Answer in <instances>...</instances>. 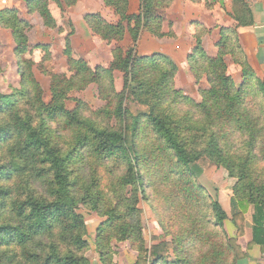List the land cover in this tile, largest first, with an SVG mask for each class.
Masks as SVG:
<instances>
[{
	"label": "trees",
	"instance_id": "1",
	"mask_svg": "<svg viewBox=\"0 0 264 264\" xmlns=\"http://www.w3.org/2000/svg\"><path fill=\"white\" fill-rule=\"evenodd\" d=\"M78 0H62L72 7ZM174 0H139L128 13V0H103L119 18L110 24L100 15L84 17L91 33L116 46L107 66L91 67L64 54L72 74H49L50 100L26 60L29 23L16 9H0V28L11 32L20 86L0 91V264H90L87 226L81 209L102 222L94 242L100 264H114L111 241L126 242L136 253L133 264H237L258 247L264 256V79H257L242 50L236 29L254 24L247 0H231L232 28H219L216 55L202 39L209 30L192 22L194 46L187 56L200 101L175 86L177 66L161 54L138 56L142 32L156 39L165 11ZM197 2L196 0H190ZM46 27L55 22L48 0H24ZM205 5L209 7L205 0ZM41 65L50 59L47 45ZM241 71L235 84L225 58ZM114 72L122 75V90ZM95 85L103 106L91 109L71 92ZM202 161L234 180L237 212L230 216L201 183ZM149 202L168 240L143 236L141 201ZM251 211L245 250L244 215ZM228 220L233 237L224 228Z\"/></svg>",
	"mask_w": 264,
	"mask_h": 264
},
{
	"label": "rangeland",
	"instance_id": "2",
	"mask_svg": "<svg viewBox=\"0 0 264 264\" xmlns=\"http://www.w3.org/2000/svg\"><path fill=\"white\" fill-rule=\"evenodd\" d=\"M6 1V2H5ZM79 1V0H78ZM77 1V3H78ZM101 1L102 9L100 12L96 13H87L82 18V24L85 28H87L84 17L90 14L100 15L105 21L110 24H116L119 18L115 15L114 10L110 7L104 5L103 0ZM11 3H20L21 10L18 11L19 17L21 19L26 20L29 23V28L26 30L25 35L27 37L28 42V51L25 54V59L33 62V74L36 81L40 84L41 89L43 91V98L46 102L50 100V77L49 74H64L67 77H70L72 74L68 71L67 68V58L64 54L66 49V38L71 39V37L75 33V26L71 19L72 15L76 14V11H73L77 3L72 7H66L62 0H48L47 6L48 10L55 22V26L53 28L46 27L43 24L41 17L37 13H28L26 4L24 0H13ZM11 3L7 2V0H0V9H12ZM193 3V2H192ZM195 3V2H194ZM207 7V5H205ZM209 8V7H208ZM128 10H129V0H128ZM23 13L24 16H27V19L22 18L20 13ZM130 11H128L129 13ZM232 13V10H231ZM131 14V13H129ZM169 20V19H168ZM171 23V21H167L165 17L164 25ZM172 24V23H171ZM193 28V26H192ZM207 28V27H206ZM219 28V27H218ZM88 29V28H87ZM208 29V28H207ZM89 30V29H88ZM209 30V29H208ZM90 31V30H89ZM164 33L168 32V28ZM173 32V28H172ZM174 33V32H173ZM194 33V28H193ZM9 37V43L5 37ZM90 36L92 38H96L90 41V46L87 48L81 41L76 45L75 49H72V56L77 59H83L86 61L88 65L91 67L95 66H104L107 67L112 61V50L116 46H120L122 48H126L129 45V38L127 37L122 43L116 44L111 43L107 44L104 41H101L97 37H95L91 31ZM150 36L152 39H156L152 37L147 32H142L137 50L139 49L140 44H142V39L144 37ZM170 41L169 45L161 46L160 49L164 51L169 50V48H174V45L177 44L176 36L174 33V37H165ZM81 40V37H79ZM97 40V42H96ZM127 40V42H125ZM174 41V42H173ZM104 45H100V43ZM142 42V43H140ZM40 45H47L50 51V59L41 65V59L43 58V52L38 48ZM71 45V43H70ZM104 46V47H101ZM194 46V39H193ZM192 46V47H193ZM172 48V49H173ZM14 44L11 37V32L8 30H4L0 28V91L3 94H10L12 88H18L20 86V78L17 74V64L15 57L13 55ZM103 50V57L100 58L99 54ZM161 54V53H156ZM109 55V56H108ZM138 56H151L143 53H138ZM154 55V54H152ZM164 55V54H161ZM166 56V55H164ZM107 57H110L111 60L109 62H105ZM167 57V56H166ZM169 58V57H168ZM228 73H230L232 77H234L235 84L239 85L242 80V76L240 72L234 69L232 65H234L231 61H228ZM102 64V65H100ZM176 65V64H175ZM235 66V65H234ZM189 70L187 68L183 69L178 76L175 78V86L177 89L182 90L187 96L193 98L195 101L199 102L200 97L198 95V90L201 88H207L206 82L204 79L200 82L199 85H196L194 79H192ZM240 75H238V74ZM240 76V77H239ZM114 81L115 87L118 92L122 90V75L119 72H114ZM74 100H80L87 104L91 109L97 110L103 106V102H101L97 97V90L95 85H90L85 91L82 92H71L69 95V99L66 102V108L72 109L75 106ZM201 167L203 168V175L200 180L201 183H206L207 189L210 191L212 196L216 198L221 204L224 211L227 215H231L232 213L237 212V203L232 193V187L234 185V180L229 178L226 172L220 168H217L213 164L208 161H202ZM204 181V182H203ZM140 208L143 210L142 216V227H143V236L144 239L148 242L151 235L161 236L163 240H168V237L164 234L161 226L158 223L157 216L153 213L152 208L148 201L143 200L139 204ZM81 212L84 216V220L87 226V236L85 240L89 244V250L86 253V257L90 264H100L98 255L95 250L94 242L96 237V230L102 219L99 218L95 213L88 212L84 209H81ZM251 211L244 215L245 220H250ZM226 222V225H225ZM224 224L225 231L229 237H233L234 234H230L233 232L234 227L229 221L226 220ZM231 224V225H230ZM229 226V228H228ZM111 248L113 251V262L114 264H133L136 255L130 249L128 243H116L114 240L111 241Z\"/></svg>",
	"mask_w": 264,
	"mask_h": 264
},
{
	"label": "crops",
	"instance_id": "3",
	"mask_svg": "<svg viewBox=\"0 0 264 264\" xmlns=\"http://www.w3.org/2000/svg\"><path fill=\"white\" fill-rule=\"evenodd\" d=\"M196 1L197 2L192 3L190 0H174L169 9L165 11V17L167 21H171L173 32L175 33L177 40V44L174 45V48L172 47L173 49L169 48L167 51L160 49L161 46L169 45L170 43L165 37L162 39H152L148 36L150 38L144 37L142 39V42H144H140L142 44H140L139 49L137 50L139 54L143 53L152 55L161 53L169 57L177 66L178 71L176 77L183 69H188L187 56L191 53L193 48L192 22H199L209 29V33L202 39V47L209 56L216 55L217 50L215 44L219 41V28H232L235 25L230 16L232 10L231 0H206L209 4V8L205 6V0ZM7 2L11 3L13 0H7ZM247 2L250 3L253 11L254 24L249 27H239L236 29V32L238 34L240 46L247 56L249 65L253 69L257 79H264V0H247ZM20 6V3H11V7H15L19 11L22 7ZM139 8V0H129V13L136 14L138 13ZM101 9L102 6L100 0H79L77 5L72 8L73 11H76V14L71 16L75 26V33L70 39L72 49H75L76 45L79 44V41H81L82 44L85 42V45L88 48L90 46V41L96 39L92 38L90 36V31L83 26L82 18L89 12L96 13L100 12ZM20 16L27 19V16H24L22 12L20 13ZM166 30L167 26L165 24L163 25V31ZM79 37H81V40H79ZM5 39L8 41L6 43H9V37L6 36ZM125 42H127V40ZM101 44L102 43H100L99 46ZM99 56L100 58H104L103 50ZM110 60L111 58L107 57L105 62H109ZM228 61L231 60L229 57H226L225 62L227 64V71L230 70L228 67ZM232 66L237 72L241 73L237 66ZM228 74L231 75L230 73ZM232 78L234 79V77ZM204 184L206 183L204 182ZM246 223L247 228L245 230V235L238 239V243L243 250H245L246 244L251 236V222L250 220H246ZM234 232L235 230L233 229V232L230 234L232 235ZM246 255L247 256L238 261L237 264H264V256L258 247L255 246L247 250Z\"/></svg>",
	"mask_w": 264,
	"mask_h": 264
}]
</instances>
